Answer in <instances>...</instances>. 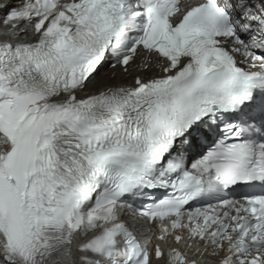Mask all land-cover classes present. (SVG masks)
<instances>
[{
  "label": "snow or ice",
  "instance_id": "snow-or-ice-1",
  "mask_svg": "<svg viewBox=\"0 0 264 264\" xmlns=\"http://www.w3.org/2000/svg\"><path fill=\"white\" fill-rule=\"evenodd\" d=\"M0 11V264H264V0Z\"/></svg>",
  "mask_w": 264,
  "mask_h": 264
},
{
  "label": "bare ground",
  "instance_id": "bare-ground-1",
  "mask_svg": "<svg viewBox=\"0 0 264 264\" xmlns=\"http://www.w3.org/2000/svg\"><path fill=\"white\" fill-rule=\"evenodd\" d=\"M110 70L109 69H105V71L101 74V75H99V76H104L107 72H109Z\"/></svg>",
  "mask_w": 264,
  "mask_h": 264
},
{
  "label": "rangeland",
  "instance_id": "rangeland-1",
  "mask_svg": "<svg viewBox=\"0 0 264 264\" xmlns=\"http://www.w3.org/2000/svg\"><path fill=\"white\" fill-rule=\"evenodd\" d=\"M104 70H105V69H102L99 75H101V74H102V72H103Z\"/></svg>",
  "mask_w": 264,
  "mask_h": 264
}]
</instances>
